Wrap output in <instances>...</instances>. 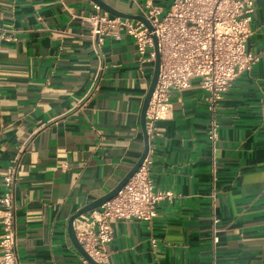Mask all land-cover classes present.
Masks as SVG:
<instances>
[{"label":"crops","instance_id":"0c3cea01","mask_svg":"<svg viewBox=\"0 0 264 264\" xmlns=\"http://www.w3.org/2000/svg\"><path fill=\"white\" fill-rule=\"evenodd\" d=\"M104 1L133 15L148 1L162 11L173 2ZM97 7L0 0V198L12 166L17 264H84L69 217L112 189L144 148L140 114L154 64L137 60L122 27L97 46L87 19ZM247 48L259 61L232 81L214 115L197 79L170 92L147 158L154 188L172 196L151 221H114L102 264H264V0Z\"/></svg>","mask_w":264,"mask_h":264},{"label":"built area","instance_id":"2783aa9c","mask_svg":"<svg viewBox=\"0 0 264 264\" xmlns=\"http://www.w3.org/2000/svg\"><path fill=\"white\" fill-rule=\"evenodd\" d=\"M258 0H173L166 11L145 3L143 16L153 30L141 21L124 19L102 12L91 14L90 38L99 46L106 36L119 38L122 27L135 44L137 60H155L153 36L160 56L159 73L146 111L148 135L154 123L166 119L171 110L169 94L183 90L197 79L206 91L208 110L214 115L219 100L232 81L243 71L251 70L259 55L247 48L251 22ZM218 124L213 118L209 138L217 137ZM12 166L3 177L4 190L0 198V263L17 264L15 252L14 188ZM172 196L171 191L154 188L150 177V161L146 157L115 197L99 208L81 214L75 221V233L83 248L101 263L105 245L112 240V223L117 220L151 221L156 216L159 201ZM213 223L217 219L213 218ZM216 229L214 233L216 234ZM214 240H217L214 235ZM151 242L155 244V240ZM84 264H91L83 258Z\"/></svg>","mask_w":264,"mask_h":264},{"label":"water","instance_id":"95a60500","mask_svg":"<svg viewBox=\"0 0 264 264\" xmlns=\"http://www.w3.org/2000/svg\"><path fill=\"white\" fill-rule=\"evenodd\" d=\"M97 6L101 9L109 13L110 15L124 18V19H133V20H139L141 21L149 30H153L152 26L150 25L149 21L143 16V15H133L129 13H125L122 11H119L109 4H107L104 0H91ZM153 41H154V49H155V60H154V68L150 80V84L148 87V90L145 94V97L142 102V108H141V114H140V120H141V127L143 129L144 133V148L142 151L141 156L139 159L136 161V163L131 167V169L123 176V178L112 188L110 189L107 193L101 195L97 199L91 201L90 203L84 205L83 207L79 208L74 214H72L68 221H67V233L68 236L72 242V244L75 246L77 251L85 258L88 262L91 264H102L98 261H95L90 254L87 253V251L83 248V246L80 244L76 233H75V221L77 217L81 214L88 213L96 208H99L102 204H104L106 201L112 199L117 195V193L122 189V187L128 182V180L136 173V171L139 169L141 164L143 163L144 159L148 155L149 151V136L147 133L146 129V111L152 96V93L154 91L157 78H158V73H159V64H160V56L157 48V39L155 36H153Z\"/></svg>","mask_w":264,"mask_h":264},{"label":"rangeland","instance_id":"374dc122","mask_svg":"<svg viewBox=\"0 0 264 264\" xmlns=\"http://www.w3.org/2000/svg\"><path fill=\"white\" fill-rule=\"evenodd\" d=\"M150 65L152 66L153 64H152V63H150Z\"/></svg>","mask_w":264,"mask_h":264}]
</instances>
